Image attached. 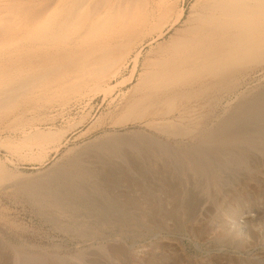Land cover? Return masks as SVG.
Returning <instances> with one entry per match:
<instances>
[{"label": "rangeland", "instance_id": "1", "mask_svg": "<svg viewBox=\"0 0 264 264\" xmlns=\"http://www.w3.org/2000/svg\"><path fill=\"white\" fill-rule=\"evenodd\" d=\"M136 82L0 117V264H264V59L139 105ZM39 123L73 128L40 159L6 146Z\"/></svg>", "mask_w": 264, "mask_h": 264}, {"label": "bare ground", "instance_id": "2", "mask_svg": "<svg viewBox=\"0 0 264 264\" xmlns=\"http://www.w3.org/2000/svg\"><path fill=\"white\" fill-rule=\"evenodd\" d=\"M186 3L0 0V60L5 59L0 61V117L18 104L26 109L29 100L47 98L67 104L71 94L85 92L93 96L103 92L106 98L136 79L133 89L140 93L139 105L201 77L220 76L238 61L264 59V0H194L184 27L160 42L154 54L152 48L143 55L146 44L164 38L183 21ZM20 16L23 20L11 23L15 20L11 17ZM27 40L37 47H28ZM87 44L90 46L84 47ZM137 104L135 98L129 106L133 113ZM57 126L39 123L29 129L23 127L22 138L6 146L40 159L47 149H59L65 139L69 128ZM34 147L42 152L32 153ZM4 177L1 168L0 180Z\"/></svg>", "mask_w": 264, "mask_h": 264}]
</instances>
